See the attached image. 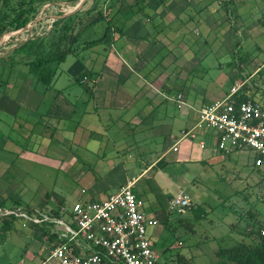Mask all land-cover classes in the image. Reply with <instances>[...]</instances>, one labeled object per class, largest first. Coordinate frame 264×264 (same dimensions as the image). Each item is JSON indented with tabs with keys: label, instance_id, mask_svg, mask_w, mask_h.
<instances>
[{
	"label": "crops",
	"instance_id": "crops-1",
	"mask_svg": "<svg viewBox=\"0 0 264 264\" xmlns=\"http://www.w3.org/2000/svg\"><path fill=\"white\" fill-rule=\"evenodd\" d=\"M202 2L148 0L146 8L141 10L133 6L134 0L111 2V15L121 32L117 36L114 33L109 45L111 51L107 55L95 50L100 43L89 45L92 47L89 60H83L84 64L81 61L72 64L75 66L72 70L75 83L68 85H60L57 72L50 85L40 84L38 76L29 72L28 67L25 70L22 65H9L5 56H1L0 152L13 155L11 162L0 159L1 208L37 215L38 218H41L40 214L63 217L76 201L105 198L130 181L131 177L137 180L136 190L141 178L152 171L154 175L160 172L179 193L189 195L185 189L198 183L197 173L190 163L219 164L234 152L241 151L226 154L212 149V154L205 153L208 136L211 135L215 142L213 133L203 132L199 138L179 141L182 131L192 128L197 122L199 110L223 95L197 104L187 100L183 92L160 87L155 82L158 76L153 67L162 55L163 44H168L163 36L168 31L175 32L170 22H182L183 16H188ZM233 7L241 28L251 35L264 33V20H260L264 16V0H234ZM149 8L152 13L148 12ZM177 36L172 37L169 33L170 42H176L174 38ZM262 36H259L260 41ZM165 40L169 38L165 37ZM182 40H185L184 36ZM252 80L255 81L250 83L247 92L253 91V98H263L261 86L256 85V81H264ZM73 84L80 85L81 90L74 91ZM180 94L184 101L182 106L178 101ZM201 139H205V147H201ZM163 143L168 145L164 144L162 148ZM175 143L177 151L172 148ZM148 144L153 147L147 149ZM147 154L154 162L149 167L147 164L143 167L141 163L148 157ZM161 158L165 159L166 165L158 167L156 163ZM137 166L140 173L130 176ZM48 167L64 171L81 183L76 200L68 203L54 189L56 184L50 191L38 180L33 195L26 200L27 204H23L28 184L24 182L22 186L20 178L30 175L41 178L46 175L45 168ZM235 167V171L244 172L239 165ZM233 176H236L235 173ZM112 189L113 192H110ZM178 194L166 196V211L150 208L146 201L145 209L159 219V224L165 216L172 222L179 215L170 213L169 203ZM190 198L193 205L194 200L192 196ZM203 207L206 212L210 209L207 205ZM56 211L61 215H55ZM0 217L4 229L0 237L15 232V222L21 221L22 226H33L31 238L40 244L37 247L33 245L32 252L26 250L22 259L16 262L9 258L7 252L0 251V264H60L50 257L58 241L53 223H37L21 215H4L1 212ZM182 217L194 219L186 213Z\"/></svg>",
	"mask_w": 264,
	"mask_h": 264
},
{
	"label": "rangeland",
	"instance_id": "rangeland-1",
	"mask_svg": "<svg viewBox=\"0 0 264 264\" xmlns=\"http://www.w3.org/2000/svg\"><path fill=\"white\" fill-rule=\"evenodd\" d=\"M13 1L14 4L2 5L3 14L7 12L13 16V5H18L20 1L24 0ZM93 1L83 0L80 4L81 0H49L40 4V13L35 20L26 27L8 31L0 37V56L9 54L13 47L31 37L46 36L59 15L78 10L86 12V9L93 5ZM111 2L113 3L115 0H100L98 8L104 10ZM233 4L234 0H203L197 9L191 10L188 16H183L182 22L185 24L182 25L181 21L170 22L175 32L165 33V37H168L169 40H165L163 36L164 41L168 44H163L160 51L162 55L153 67L156 76H158L155 77L158 86L171 90L176 89L183 92L187 100L201 104L228 93L234 85L244 83L248 79L247 84L243 87L246 88L249 85V81L251 82L253 79L251 74L264 62V33L251 35L241 28L242 25L240 23V26L238 25V15H235ZM209 5L210 7H208ZM148 12L152 13V10L149 8ZM110 15L111 12L108 16ZM7 18L5 17V19ZM260 20L263 21L264 16ZM186 24L188 25L186 26ZM106 26V22L102 21L86 30L75 45V51L70 53L65 61L57 63L56 70L60 75V85L75 83L74 75H72L75 66L72 64L77 61L84 64L83 60H89L92 47L87 41L102 36ZM186 28L187 30H185ZM114 31L117 36V30L111 29V39H108V42L100 43L95 48L100 51V54L107 55L111 51L109 45L114 37ZM169 33L172 37L178 35L174 38L176 42H170ZM260 35H263L262 42L259 39ZM182 36L185 37V40H182ZM21 65L27 70L25 65ZM73 85L74 91L82 88L80 85ZM164 144H162V148L166 145ZM152 147L151 144L147 145V149ZM212 149H217V147L210 135L207 138L205 153L212 154L210 153L213 152ZM147 155L148 157L142 160L141 166L143 167L145 164L149 167L154 162V159L150 158L151 155ZM12 157L13 155L10 153L0 152L2 160L11 162ZM254 161L255 152L243 150L234 152L231 157H227L226 161L219 164L190 163L197 173L198 183L185 189V192L192 196L193 205H207L210 209L204 218L193 223V230L189 224L179 221L180 218L186 219L180 215L169 223V227L160 223L159 226L151 229L155 241L160 240L157 250L160 254L161 264H212L218 262L217 251L221 247H229L239 241L254 242L256 234H251L250 237L247 234L252 232V227L255 224L263 226L261 229V233H263L264 174L262 175L257 170ZM236 165L243 168L244 172L235 171ZM138 168L139 166L135 167L136 170ZM36 170L38 171V169ZM45 170L46 175L41 178L38 175L20 178L22 186L24 182L28 184L23 204H27L26 200L33 195L34 186L37 187L39 181L48 186L50 191L56 184L54 189L61 193L68 203L72 204L79 194L77 190L81 183L75 178L67 176L64 171L55 170L52 167L45 168ZM136 170H132L130 176H137L140 173V170L134 172ZM152 172L141 178L137 185L138 188H136L137 191H135L142 196L144 201L149 202L150 208L166 211L168 208L166 196L178 194L180 191L169 184L160 172L155 175ZM234 173L236 176H233ZM150 176L153 177L152 180L148 179ZM133 179L134 177H131V180ZM110 192H113V189ZM187 212L186 215H192L191 209ZM15 226L17 227L15 232L5 233L0 237V251L7 252L9 258L14 262L21 260L26 250L29 249L32 252L33 245L36 247L40 245L37 240L35 242L31 238L33 226H22L21 221H16ZM3 230V220L0 217V232ZM185 260L188 261L185 262Z\"/></svg>",
	"mask_w": 264,
	"mask_h": 264
},
{
	"label": "built area",
	"instance_id": "built-area-1",
	"mask_svg": "<svg viewBox=\"0 0 264 264\" xmlns=\"http://www.w3.org/2000/svg\"><path fill=\"white\" fill-rule=\"evenodd\" d=\"M251 78L264 81V63ZM248 80L205 104L199 110L195 125L182 131L179 141L199 138L203 132L213 133L215 145L221 152L253 150L254 165L264 172V96L241 99L255 81H249L244 88ZM256 85L261 86L264 94V82L256 81ZM178 101L179 106L184 104L181 94ZM199 142L201 147L206 146L205 139ZM177 143L172 147L175 151ZM136 182V179L128 181L105 198L80 199L63 217L40 214L38 218L1 207L0 212L21 215L37 223H53L58 241L50 257L60 264H161L151 233L159 219L146 211L144 199L135 191ZM191 206L192 199L182 192L170 199L169 211L183 215Z\"/></svg>",
	"mask_w": 264,
	"mask_h": 264
},
{
	"label": "trees",
	"instance_id": "trees-1",
	"mask_svg": "<svg viewBox=\"0 0 264 264\" xmlns=\"http://www.w3.org/2000/svg\"><path fill=\"white\" fill-rule=\"evenodd\" d=\"M46 1L49 0L20 1L18 5H13L12 11L14 15L11 16L7 12L3 14L2 5L14 4V1L0 0V37L8 31L26 27L30 22L35 20L40 13V4ZM134 2L135 4L133 6L138 7L140 10L146 8L148 4V0H134ZM99 3L100 0H94L93 5L88 8L86 12H80L78 10L69 14L62 13L56 18L55 22L52 24V28L46 36L31 37L19 43L13 47L9 54L4 55L5 60L13 65H25L28 67L29 72L38 76L40 84L46 86L50 85L57 72V63L65 61L67 56L75 51V45L79 42V38L90 27L102 21H105L107 24L105 33L102 36L87 41L91 46L97 43L108 42V39H111V29L121 32V28H119L114 21V16H108L113 5L110 4L103 10L102 8H98ZM5 17L8 18L5 19ZM114 23L115 26H113ZM253 95H255L253 91L250 93L246 92L241 95V99L253 98ZM156 165L158 167L165 166V159L161 158ZM258 171L262 172L260 169ZM2 205L0 201V206ZM191 208L194 219L188 220L185 217L186 219L180 218L179 221L189 224L193 230V223L199 222L204 218L206 210L199 204L192 205ZM55 215H61V213L56 211ZM180 216L182 217L183 215ZM162 223L167 227L170 226L169 223L171 222L168 216L163 218ZM262 227L263 226L260 224H255L252 227V232L247 234V236L249 235L248 237H250L251 234H256V239L255 241L253 240L254 242L239 241L229 247H221L219 251H217V256L219 258L218 262L212 264H264V233H261ZM158 243L159 241H155L153 238V244L156 248ZM187 261L188 260H185V262Z\"/></svg>",
	"mask_w": 264,
	"mask_h": 264
},
{
	"label": "water",
	"instance_id": "water-1",
	"mask_svg": "<svg viewBox=\"0 0 264 264\" xmlns=\"http://www.w3.org/2000/svg\"><path fill=\"white\" fill-rule=\"evenodd\" d=\"M83 2V0H81L80 4ZM70 12H66L65 14H69Z\"/></svg>",
	"mask_w": 264,
	"mask_h": 264
},
{
	"label": "bare ground",
	"instance_id": "bare-ground-1",
	"mask_svg": "<svg viewBox=\"0 0 264 264\" xmlns=\"http://www.w3.org/2000/svg\"><path fill=\"white\" fill-rule=\"evenodd\" d=\"M78 5V4H77ZM69 6V5H68ZM91 6V5H90ZM65 8V7H64ZM68 8V7H67ZM72 8V7H71ZM87 10V9H86ZM12 44V43H11Z\"/></svg>",
	"mask_w": 264,
	"mask_h": 264
}]
</instances>
